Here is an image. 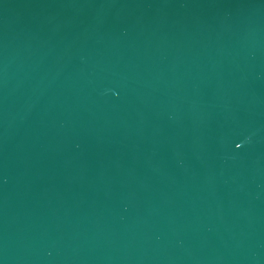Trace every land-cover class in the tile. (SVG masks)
Here are the masks:
<instances>
[{"label": "water", "instance_id": "obj_1", "mask_svg": "<svg viewBox=\"0 0 264 264\" xmlns=\"http://www.w3.org/2000/svg\"><path fill=\"white\" fill-rule=\"evenodd\" d=\"M0 264H264V0H0Z\"/></svg>", "mask_w": 264, "mask_h": 264}, {"label": "clouds", "instance_id": "obj_2", "mask_svg": "<svg viewBox=\"0 0 264 264\" xmlns=\"http://www.w3.org/2000/svg\"><path fill=\"white\" fill-rule=\"evenodd\" d=\"M240 146V145H239Z\"/></svg>", "mask_w": 264, "mask_h": 264}]
</instances>
